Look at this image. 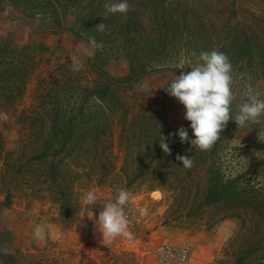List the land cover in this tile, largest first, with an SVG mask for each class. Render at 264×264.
Wrapping results in <instances>:
<instances>
[{"label": "rangeland", "instance_id": "obj_1", "mask_svg": "<svg viewBox=\"0 0 264 264\" xmlns=\"http://www.w3.org/2000/svg\"><path fill=\"white\" fill-rule=\"evenodd\" d=\"M137 1L143 4H138L136 16L144 24L151 21L152 26L145 27V31L151 29L155 33L159 29L156 18L168 19L165 29L169 40L161 46L166 50L160 51L166 68L145 74L127 92H119V100L108 104L110 109L101 108L95 101H88L91 109L86 107L84 111H90L97 121L92 129L98 133V139H87L83 145L85 150L73 152V157L64 164L73 174L71 186L77 205L73 217L65 220L59 214L57 205L45 192L38 190L37 184L38 192L29 189L26 178L19 180L13 190L11 204L5 206L2 204L4 192L0 185V264H138V258L141 257L136 256L134 248L140 242L143 245L149 240L153 241L156 234L151 233L152 230L171 239L169 245L188 249V255L196 244L214 237L219 248H214L212 264H231L232 254H226L225 249L230 239L239 233V220L222 216V208L216 206L196 209V182L205 180L202 167L191 170L181 165L183 171H178L177 177L168 174L165 180H140L126 187L122 166L124 159L128 158L132 162L136 159L130 146L136 140L129 135L145 119L143 109L160 110L165 116L164 125L159 131L161 138L174 136L176 149L188 148L189 143L181 142L175 135L181 126L187 128L190 123L184 119L185 109L164 91V86L170 84L175 76L190 72L191 67L198 62L195 44L186 35L192 33L194 25H198L205 43L199 44L197 51H210L211 47V51L226 52L228 47L224 43L238 27L237 20L247 26L257 27V23L264 26V0ZM183 16L186 18L183 32L174 34L173 23L177 24V20L183 23ZM49 24L51 21H42L38 16L22 21L20 12L11 7L0 11V41H8L17 48L28 45L26 50L33 57L21 98L13 109L0 114L6 146L19 149L21 159H26L38 147L41 128L47 131L49 127L42 102H52L50 97L54 93L53 87H65V109L75 113L82 88L94 84L96 80L89 63L94 46L66 32L54 34L47 30ZM227 56L230 59L231 55ZM74 60L79 63L78 70H74ZM186 60L191 63L185 65ZM231 64L232 109L237 114L249 95L259 93V98L264 99V72L254 63ZM104 68L112 75L120 76L128 72V60L120 55L112 57L104 64ZM22 111H25L24 117L33 118L34 123H20L18 119H24L19 116ZM260 129H264V114L257 121L247 122L238 130L235 138L219 141L215 158L217 163L222 164L225 174L232 173L233 176L236 172L253 170L252 162L261 155L260 147L255 145V141H244L252 139ZM188 131L191 137V129ZM185 153L182 156H186ZM204 157L207 158V155ZM125 170L127 172L129 166ZM184 174L193 182L188 188L178 186V180L186 179L183 178ZM258 177L260 180L256 183L264 191V173H258ZM119 189H126L130 194L125 212L131 210L136 227L131 229L128 222L130 237L121 235L110 244L100 246L94 238V234H100L96 220L103 205L112 202ZM89 191L97 196L94 208L85 203ZM50 224H56L60 230L55 239H50ZM260 260L263 261L264 256Z\"/></svg>", "mask_w": 264, "mask_h": 264}, {"label": "trees", "instance_id": "obj_2", "mask_svg": "<svg viewBox=\"0 0 264 264\" xmlns=\"http://www.w3.org/2000/svg\"><path fill=\"white\" fill-rule=\"evenodd\" d=\"M38 1L0 0V11L11 7L20 12L22 21L37 16L42 21L47 19L51 21L47 30L54 34L69 33L88 45L93 46L91 42L94 39L95 50L89 58V63L96 74V80L94 84L82 88L77 101L78 110L75 113L65 109L67 108L63 93L65 87H53L54 93L50 97L53 99L52 102H42L43 109L48 115L49 127L47 131L41 128L39 131L41 136L37 139L40 143L26 159L20 158L19 149L7 148L0 125V185L4 192L2 204L5 206L11 204L14 188L18 186L20 179L26 178L25 182L29 189L33 188L36 191L38 186V190L45 192L57 205L59 214L66 220L74 216L77 205L71 186L74 182L73 174L69 168L64 167V164L73 157V152L85 150L83 145L87 139L91 141L98 139V133L92 129L97 121L91 116L90 111L89 113L84 111L88 107V101H95L101 108L110 109L108 104L119 100V92H127L145 74L166 68L167 65L160 51L166 50L161 46L169 40L165 29L169 22L164 17L156 18L159 29L155 33L151 29L145 31L147 27L152 26L151 21L144 24L136 16L138 4L140 6L143 4L137 0H128L129 10L125 14L107 13L105 5L110 0ZM233 14L234 11L232 17ZM182 20L183 23L180 20H177V24L173 23L174 34L183 32L185 16ZM236 22L239 25L225 41L224 45L228 50L223 53L231 55L229 60L233 64L254 63L264 72V26L257 23V27H252L241 20ZM100 24H103L102 29L97 27ZM192 29V33L186 37L195 44L194 51L198 57L200 54V51H197L198 45H203L205 42L199 33L198 25H194ZM27 47L29 46L23 45L17 48L8 41H0V114L13 109L22 96L26 77L33 62L32 55L26 50ZM186 48L191 49V47ZM119 55L128 60L129 69L123 75L114 76L104 68V64L109 58ZM168 85L164 86V91H167ZM232 108L233 100L231 110L234 116ZM24 112L22 111L19 116L24 117ZM142 112L145 119L137 127L140 129L134 128L132 135H129L136 140L132 145L130 144L136 159L133 162L128 158L124 159L122 171L125 174V186L130 187L140 180L145 182L148 179L152 182L165 180L168 174L177 177L178 171H183L177 157L186 152V156H191L193 161L190 169L197 170L202 167L205 176V180L196 182L194 196L196 197L194 202H198L196 209L216 206L222 208V216L239 220V233L235 238L230 239L225 249L226 254L228 252L232 254L231 264H264V260H260L264 256V191L256 183L260 180L258 173H264V129H260L252 139L244 141L252 143L255 141V145L260 147L261 155L252 162L253 170L246 169L231 176L232 173L225 174L222 171V164L217 163L215 157L219 141L237 136L241 127L236 126L234 120L230 119L226 123L220 138L207 150L192 149L190 144L188 148L176 149L173 136L165 139L171 151L164 153L160 148V141L163 138L159 132L164 125V114L156 109H143ZM32 119L25 116L18 121L32 124L34 123ZM206 155L207 158L204 157ZM128 166L129 170L126 172L125 168ZM76 172L78 171H74ZM185 175L183 178L186 177ZM191 183L193 182L190 181L189 176L185 180H178V186L183 188H188Z\"/></svg>", "mask_w": 264, "mask_h": 264}, {"label": "clouds", "instance_id": "obj_3", "mask_svg": "<svg viewBox=\"0 0 264 264\" xmlns=\"http://www.w3.org/2000/svg\"><path fill=\"white\" fill-rule=\"evenodd\" d=\"M109 14H125L129 10L128 0H110L105 5ZM103 28V24L97 26ZM93 46L96 41L93 39ZM197 63L191 71L181 73L166 87L168 94L174 97L185 109L184 119L190 122L185 128L181 126L176 136L181 142L187 141L192 149L201 151L211 148L220 138V133L226 123L232 119L236 126L243 127L249 121H257L264 114V99L259 98V93L251 94L243 103L237 114L233 116L232 102V64L228 56L221 51H201ZM191 61L185 62V65ZM79 63L74 60V70H78ZM191 129V137L189 131ZM171 135V134H170ZM160 148L164 153L171 149L165 138L160 141ZM177 159L186 168L192 166L191 156H178ZM130 194L126 189H119L112 202L103 205L96 224L102 238L114 239L118 236H131L128 231V220L125 215V205ZM97 196L89 191L85 196L87 205H94Z\"/></svg>", "mask_w": 264, "mask_h": 264}, {"label": "crops", "instance_id": "obj_4", "mask_svg": "<svg viewBox=\"0 0 264 264\" xmlns=\"http://www.w3.org/2000/svg\"><path fill=\"white\" fill-rule=\"evenodd\" d=\"M49 228L52 237L54 236V238L50 237V239H55L60 232L58 226L56 224H50ZM156 231L152 230L151 232L156 234L153 238V241L149 240L148 242H145L143 245L142 242H140L139 243L140 245H137L134 248V252L136 251V256L141 257V258L137 257L138 264H165L160 262L156 252L159 249V247H161L163 244L171 243V239L161 234H158L159 231H157L156 233ZM100 234L98 232H97V236L94 234V238L100 246L110 244L111 242L116 240V238L114 239L102 238ZM213 239L208 238L206 241L204 240L202 243L196 244L195 248L191 252H189L187 260L184 263L179 262L178 264H212V260L214 258V252H215L214 248L215 247L219 248L217 245L218 243L217 242L215 243ZM138 241L139 240H137L136 243Z\"/></svg>", "mask_w": 264, "mask_h": 264}, {"label": "built area", "instance_id": "obj_5", "mask_svg": "<svg viewBox=\"0 0 264 264\" xmlns=\"http://www.w3.org/2000/svg\"><path fill=\"white\" fill-rule=\"evenodd\" d=\"M128 222L131 224V229L134 230L136 227V219L133 220L131 210L125 212ZM159 260L163 263L174 264L178 262H183L186 260L188 255V249L185 248H175L169 244H164L161 248L157 250Z\"/></svg>", "mask_w": 264, "mask_h": 264}]
</instances>
